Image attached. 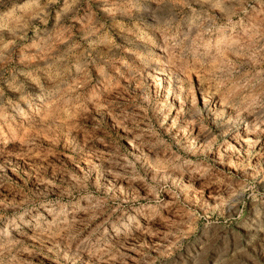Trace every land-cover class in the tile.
<instances>
[{"label":"rangeland","instance_id":"1","mask_svg":"<svg viewBox=\"0 0 264 264\" xmlns=\"http://www.w3.org/2000/svg\"><path fill=\"white\" fill-rule=\"evenodd\" d=\"M0 264H264V0H0Z\"/></svg>","mask_w":264,"mask_h":264}]
</instances>
